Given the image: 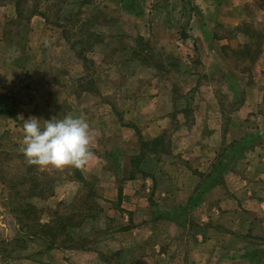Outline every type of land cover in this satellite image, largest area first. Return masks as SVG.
<instances>
[{"label":"rangeland","instance_id":"1","mask_svg":"<svg viewBox=\"0 0 264 264\" xmlns=\"http://www.w3.org/2000/svg\"><path fill=\"white\" fill-rule=\"evenodd\" d=\"M223 1L216 0L220 5ZM25 3L24 12L38 8L47 15L56 36H53V42H48L47 48H41L42 52L50 50L43 55L48 59L44 64L47 67L35 66L31 69L27 81L34 79V90L26 89V86L23 91H18L16 97L9 101L7 109L13 111L11 114L14 119H4L0 126V264H39V258L45 264H51L49 261L53 260L51 258H54V254L47 253L45 245L39 240L27 238L28 242L25 244L15 239L18 234L21 236L17 224L21 230L26 225L23 232L30 234L38 223L60 229V219L63 220L70 211L76 212L67 235L70 232L69 237L74 238L72 243H75L76 248L66 249L67 252L63 250L59 257L56 256L62 264H97L88 259L84 261L80 256L86 248L96 252L98 248L105 249L104 231L101 228L90 233L88 242L92 244L98 239L100 243L96 246L84 245L82 234L90 225L101 227L104 214L98 207V200L103 196L104 189L82 190V198L76 203V210L66 205L54 208L56 203L50 200L54 185L65 179L78 177V168L41 169L29 165L21 151L24 119L37 117L50 120L57 116H82L89 122L93 132L91 148L97 147V152L107 160V167H111V171L114 170L113 163L117 164L118 159L123 164L135 158L136 163L140 164L143 177L139 185L142 186V191L146 195L154 192L158 196L154 200L150 198L151 204L158 201V205L161 202L163 205L165 200L158 193L165 192L166 189L173 193L184 191L187 184L184 182L187 180L185 177H182V182V178L179 180L175 177L174 182L170 179L173 183L170 182L167 186L163 173L181 177L179 165H182L183 160L175 155L177 142L182 138L176 134L179 128L177 115L183 112L186 123L190 126L200 113L201 106L195 105V98L199 97L201 91L198 88L191 89L187 83L191 75L201 69L197 58H193V65L188 69L180 60L166 56V49L169 46L180 47L178 37L197 34L201 21V0H27ZM230 13L236 16L234 11ZM251 13L253 16L257 15L256 11ZM85 19L90 20L88 30L100 34L102 42L97 40L92 44V49L84 50L81 57L79 50L72 49L70 43H86L88 34L78 32L80 21ZM254 21L238 28L252 36L250 55L238 56L237 65L246 66V69L251 64L250 59L253 60L264 42L263 21L260 16L255 17ZM256 25L258 28H255ZM64 29L71 32L70 42L63 35ZM222 31L223 28L218 26L219 35ZM230 36L234 51H244L242 48L246 40L235 37L234 32ZM25 40L24 36L23 41ZM191 45L193 44L190 42ZM83 59L88 62L85 63ZM50 61L55 62L52 68ZM234 63L236 65L235 61ZM245 72L242 75L236 74V78L244 80L237 89L240 94H245V84L250 85L253 79L249 77L252 73L248 69ZM259 73L255 71L260 80ZM216 76L222 106L228 114H232L236 104L228 100L226 92H222L225 90L221 87L224 76L219 73ZM23 80L25 81V77ZM165 91L173 96L176 116L172 118L168 133L156 148L155 145L149 149L143 148L137 137L135 140L125 137L121 128L139 126L147 133L144 127L149 118L143 116V113H150L152 104L145 99L165 94ZM29 94L34 100L28 97ZM225 125L235 131L230 139L223 137L214 140L211 142L213 150L205 155L207 161L200 157L190 164L193 172L203 174V183L197 188L198 193L188 201H182L183 203L181 199L171 201L169 205L174 207V214L142 212L137 218V223L143 230L141 240L131 247L132 238H126V241H131L126 257L131 255L135 261L130 257L124 264H228L229 255L256 254L262 251V244L257 238L260 236H253L252 226L255 225L256 228L264 221V180L253 181L246 178V173L247 164H251L253 160L261 161L264 169V161L261 159L264 158V103L254 117L246 122L239 117L227 116ZM231 140L236 141L232 146L229 145ZM112 151H117L119 157L111 154ZM129 167L126 174L131 169ZM229 172H233L234 177L231 178ZM110 174L101 172L97 177L102 181L103 178L112 176ZM226 177H230L229 180L226 181ZM216 187H220L219 191L225 192V195L222 194L219 198L205 197L207 192ZM41 189H44L46 196L34 197V194L43 195ZM249 192L261 195L254 206ZM146 204L141 203V210L146 211L143 208ZM28 205L33 207V210L29 208L32 212L30 216L21 212ZM18 216L23 219L24 225L19 222ZM83 216H89L86 226H82ZM157 216L159 220L168 218L174 222V228L171 232L158 224L157 238H152L151 241L149 233L155 226L148 223ZM117 223V229L127 224L121 219ZM249 223L252 225L250 229ZM66 236L57 241L67 240ZM214 240L216 243H212ZM208 241L210 244L202 246ZM154 242L157 247L153 246ZM131 250L133 254H129ZM97 254L103 257L100 252ZM157 257L158 260L154 262Z\"/></svg>","mask_w":264,"mask_h":264},{"label":"crops","instance_id":"2","mask_svg":"<svg viewBox=\"0 0 264 264\" xmlns=\"http://www.w3.org/2000/svg\"><path fill=\"white\" fill-rule=\"evenodd\" d=\"M26 1L27 0H0V126L4 119L13 118L11 114L13 111L7 109L10 104L9 101H12L13 97H16L18 91H23L26 86V89L33 88L34 90V79L31 78L27 81L31 75V69L35 66L47 67L44 64L47 63L48 59L43 55L50 50L47 49L45 50L46 52H42L41 48H47L48 42H53V36H56L52 26L49 24V20L47 21L42 16L44 13L38 8H34L33 10L28 9V13L24 12L23 6L26 4ZM257 3L261 4L258 5ZM233 11L236 13V16L231 15L230 12ZM254 11L257 12L256 16H253L251 13ZM258 16H260L261 21H263L262 24L264 27V2L262 0H224L221 5L218 4L216 0H201V21L198 24L197 34L194 33V35L191 33L184 37H178V43H181V46H169L166 49V56L174 60H180L182 62L181 64L183 66L186 65L188 69H191L193 65V58H197V64L199 65V69H201L197 71L196 74L193 73L187 83L191 89L198 88L199 91H201L199 97L195 98V105L198 107L201 106V108H199L200 113L196 115V120L193 121V124L190 126L186 123L183 112H179L177 115L179 128L176 134L182 138L177 142L175 155L183 160L182 165H179V167H181L179 169L181 177L169 176L168 173H163L165 176L164 181L167 186L170 185V182L171 184L174 182L175 177H178L179 180L185 177L187 180L184 182L187 184L184 191L173 193L170 189H166L165 192L158 193L160 198H164L165 203L162 205L161 202V205H158L159 203L156 201L151 204L150 198L154 200L158 198V196L154 192L150 195H146V193L142 191V186L140 187L139 184L142 182L141 177H143V173L141 172V168H139L140 164L136 163V159L132 158L130 161L128 160L123 164L122 161L118 159L117 164L113 163L114 170L111 171V167H107V160H105L103 155L97 152V147L92 149L94 152V159L87 166L78 168V177L65 179L54 185L53 193L50 196V200H54L57 205H55L54 208H58L60 205H66L75 210L77 207L76 203H79L78 200L82 198L80 194L82 190L87 188L104 189L103 196L98 200V207L104 214L101 227L98 225H90L89 228L84 229L82 240L84 245H98L100 243L98 239L91 244L88 242V238H90L91 232L102 228L104 231L103 240L105 249L98 248L96 252L86 248L81 252L83 255L80 256L84 261L88 259L89 262H97V264L126 263L131 257V255H128L129 258L126 257L131 242L130 240L126 241V238H132V247L137 245L143 234L142 226L137 223L138 216H140L142 212L150 214H174L175 209L172 205H169V203L175 199L179 201L181 199V203H183L182 201L184 200L188 201L191 196L198 193L197 188L203 183L202 177L201 179L199 178L200 173H195L191 170V162L200 157H202L203 161H207L205 155L213 150L211 142L223 137L229 138L234 134L235 131L230 127L227 128L225 125V117H239L246 122L254 117L259 108L261 109L262 103H264V42L254 59H250L251 64L247 69L249 73H252L251 76L248 74L249 77H253V79H251L250 85L245 84V94L243 92L240 94V92L237 91V89L242 86L244 80L239 77L236 78L237 73L239 75L246 73V66L240 67L237 65L239 62L238 56L245 55L246 57V46L251 45L250 40L252 39L250 34L238 28L242 25L253 23L255 17ZM254 22L256 23V21ZM218 26L219 28L222 27L224 30L220 35L219 32H217ZM255 28H258L257 25ZM24 31H26V35H24ZM233 32L235 37L242 38L244 41L246 40L242 48L244 51H234L232 48L230 34ZM24 36L26 37L25 41H23ZM190 42L193 45L190 46ZM21 43L23 45H21ZM49 45H51V43ZM61 49L67 50L65 47H61ZM50 63L52 68L55 62L50 61ZM255 71L260 72V80L259 77H256L258 74H255ZM217 73L224 76L221 87L225 90L222 92H226L225 94H227L228 100L236 104L235 111L232 114H228V112L225 111L219 98ZM13 74L17 76L13 77ZM23 76L25 77V81L23 80ZM32 93L34 92H31V94ZM28 97L34 100L32 95L29 94ZM145 100H147V103L151 101L152 104L150 113H146V115L143 113V116L149 118L144 127L147 133H144L139 126H122L121 128L125 137L129 136V138L133 140L137 137L139 144H142L143 141L153 142L154 140L162 138L168 133L169 124L172 118L174 119L176 116L173 96H171L169 92L165 91V94H159V96H154V98L149 97ZM35 115L37 116L38 114ZM39 116L40 114L38 117ZM1 129L0 127V136L2 134ZM235 140H231L229 145L232 146V144H235ZM215 151H213V153L216 156ZM116 152L112 151L110 153L119 157V154ZM114 158L116 159V156H114ZM261 159L264 161V158ZM261 164L263 163L257 160L256 162L253 160L251 164H247L248 172L246 173V178L253 181H259L260 179L264 180V169H262ZM128 167L131 169L127 171L126 174L125 171L128 170ZM100 171L104 174L112 173V176L105 177V179L103 178L101 181V179L97 177V174L101 173ZM249 172L251 173L249 174ZM255 175L257 176L256 178ZM229 176L231 178L234 177V173L229 172ZM230 177H226V181L229 180ZM170 179L173 180V182ZM180 181L182 182L183 178ZM112 186L113 189H111ZM219 189L220 187L214 188L207 192L205 197L217 196V198H219L222 194L225 195V192H220ZM249 195H251L252 206L256 205L258 202L257 199L259 198L258 196L261 195H253L251 192H249ZM262 196H264V192ZM142 202L147 203L146 206L143 207L146 211L141 210ZM177 210L179 211L178 208ZM75 212L76 211H70L64 217L68 219L72 218L73 220ZM118 215L122 218H119ZM88 218L89 216H83L82 226H86L85 223L88 221ZM120 219L127 222V224L117 229L115 226L119 224L117 220ZM158 224H161L160 226H164L171 232L174 228V222L168 220V218L159 220L158 216L154 217L152 220H149L148 223V225L155 226L153 229L151 228L149 233L151 241L152 238H157ZM18 225L19 224H17V228L21 236L18 234L15 238L16 240H21L22 243L25 244L28 242L27 238L39 240L41 244L45 245L48 250L47 253L54 254V258H51L53 260L49 262H51V264H62L58 259L59 253H62L61 251L63 250L66 252L68 250L57 247L49 248V240L31 237L23 232V228L22 230L19 229ZM176 225L177 224H175V227ZM250 226L252 225L249 223V229ZM252 228L254 229L253 236H260L257 238L260 239L259 243L262 244V251L256 253L257 255L250 253H245V255H229L228 264H264V221L256 228L255 225H253ZM152 231H154V233ZM259 233L260 235H258ZM253 241L255 240L253 239ZM208 243L210 244L208 241L202 244V246ZM212 243H216V241L214 240ZM156 245L157 243L154 242L153 246ZM133 251H135V248ZM98 252H100L103 257H100L99 254H97ZM131 253L133 254L134 252L131 250L129 254ZM55 256L57 258H55ZM132 257L130 259L135 261ZM220 258L221 255H219V263L221 262ZM152 260L154 259L152 258ZM157 260L158 257L155 258L154 262ZM38 262L39 264H41V262L45 264V261L41 258L38 259ZM70 262L73 263L74 261L70 260Z\"/></svg>","mask_w":264,"mask_h":264},{"label":"clouds","instance_id":"3","mask_svg":"<svg viewBox=\"0 0 264 264\" xmlns=\"http://www.w3.org/2000/svg\"><path fill=\"white\" fill-rule=\"evenodd\" d=\"M22 153L29 165L83 168L94 159L93 132L82 116L24 119Z\"/></svg>","mask_w":264,"mask_h":264},{"label":"trees","instance_id":"4","mask_svg":"<svg viewBox=\"0 0 264 264\" xmlns=\"http://www.w3.org/2000/svg\"><path fill=\"white\" fill-rule=\"evenodd\" d=\"M42 16L48 21V17L45 15V14H42ZM90 21V20H88ZM88 21L85 19V20H81L80 21V26L78 27L79 31L78 32H81V33H87V40H86V43H84L83 41H76L75 43H70V46L72 49L74 50H79V55L82 57L83 53L86 51V49H92V44H95V42H97V40H99V42H102L100 39H101V35L100 34H97L95 32H91L88 30ZM70 31L69 30H66L64 29L63 30V35L65 37L66 40H70ZM139 40H143V39H139ZM70 42V41H69ZM85 45V46H84ZM250 46V45H249ZM249 46L247 45L246 46V50L245 52L247 53V56L250 55V50H249ZM82 47V49H80ZM85 48V49H84ZM81 50V51H80ZM85 50V51H84ZM258 53V52H257ZM254 59V58H253ZM252 60V59H251ZM83 61L86 63L88 62L86 59H83ZM143 62H146L143 60ZM12 116V115H11ZM14 118V116H12ZM162 138H159L157 140H154L153 142H142V146L143 148H150V147H154L155 145V148L158 146L157 144H159V141L161 140ZM200 177H202V174H199ZM133 176V174H132ZM43 195H36L35 194L33 195L34 197H44L46 196V193H44V189H41V191ZM26 208L22 209L21 212L22 214L24 215H28L30 216L32 214V212H30L29 208L31 210H33V207L28 205V206H25ZM17 219L19 220L20 223H23L22 225H24V221L23 219H21L19 216L17 217ZM60 226L61 228L60 229H56L55 227H52L51 225H43L41 223H38L36 225V229L30 234V233H26L27 235L31 236V237H37V238H43V239H48L49 240V248H65V249H74L76 248L74 245L75 243H72L73 241V237H69L70 235V232L68 233L67 235V229L70 231V223H72V218H64L63 220L60 219ZM26 228V225H24L23 229ZM62 231H63V234H62ZM62 234V235H60ZM67 236H66V235ZM62 236H66L68 237L67 240L65 241H57L58 238L62 237Z\"/></svg>","mask_w":264,"mask_h":264}]
</instances>
